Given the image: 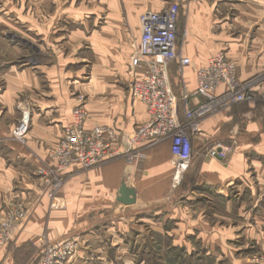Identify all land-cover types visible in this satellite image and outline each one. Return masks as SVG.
<instances>
[{
  "label": "crops",
  "instance_id": "obj_1",
  "mask_svg": "<svg viewBox=\"0 0 264 264\" xmlns=\"http://www.w3.org/2000/svg\"><path fill=\"white\" fill-rule=\"evenodd\" d=\"M91 1L0 0V219L14 203L27 210L11 242L26 258L21 264L36 260L37 255L27 257L25 247L38 245L42 235L51 242L77 240L68 264H127L125 230L133 229L141 210L170 193L169 141L140 149L130 163L117 156L90 170L71 165L62 173L64 184L50 188L52 200L42 187L44 177L37 175L40 168L45 176V169L57 167L53 153L78 106L86 113V129L107 126L130 135L147 120L145 107L129 91V60L139 40L140 14L160 11L169 2L101 0L107 8L109 2L132 4L108 10L97 31L87 23L92 7L83 5ZM188 10L182 54L189 65L181 73L176 64L169 69L182 96L195 89L196 70L217 53L234 64L239 81L264 75V0H213L209 7L202 0ZM199 101L189 99L188 106ZM255 104L238 103L203 119L191 138V166L198 165L196 184L212 195L226 199L228 190L237 188L251 196L238 206L245 229L234 240L264 247V107ZM23 108L30 125L21 145L11 130ZM219 144L229 146L226 158L206 155ZM122 185L135 193L130 205L117 200ZM13 254L0 248V264H18Z\"/></svg>",
  "mask_w": 264,
  "mask_h": 264
},
{
  "label": "built area",
  "instance_id": "obj_2",
  "mask_svg": "<svg viewBox=\"0 0 264 264\" xmlns=\"http://www.w3.org/2000/svg\"><path fill=\"white\" fill-rule=\"evenodd\" d=\"M176 23L177 6L173 4L160 11L145 10L139 16V40L129 60L132 74L129 91L132 99L145 107L147 120L130 135H123L107 126L86 129L84 109L75 108L71 124L63 129L53 153L57 171H65L71 165L90 170L123 153L135 158L140 149L169 141L173 160L171 187L174 189L189 167L191 138L199 132L203 119L238 103L260 101L264 104V75L239 81L234 64L223 53H217L208 59L205 67L196 70L195 89L182 96L181 120L169 69L171 64H176L177 71L181 73L189 65V60L177 50ZM220 88L224 91L217 95ZM189 99L200 101L190 108ZM29 115L28 109L23 108L20 119L11 130L12 139L21 145L25 144L29 131ZM226 152V148L217 145L207 154L211 158L224 159ZM23 208L22 204L16 205L0 219V245L9 242L11 236L19 231L18 224L24 217ZM36 243L40 254L32 264H68L77 247L75 238L51 242L42 235Z\"/></svg>",
  "mask_w": 264,
  "mask_h": 264
},
{
  "label": "rangeland",
  "instance_id": "obj_3",
  "mask_svg": "<svg viewBox=\"0 0 264 264\" xmlns=\"http://www.w3.org/2000/svg\"><path fill=\"white\" fill-rule=\"evenodd\" d=\"M164 1L169 2L168 5L173 4L177 6L176 46L178 52L183 56L182 45L187 34L185 26L186 16H188L189 11L188 9L191 8V6L198 7L202 0ZM85 3L87 4V7H92V10L88 9V11H86L87 13H92V15L87 18V23L89 22L88 26H92V29L97 31H100V27L105 25L108 10H112L113 8H123V6L121 7L123 4H132L131 2H122L120 3V7H114L112 3L109 2L107 8V4L101 0L84 2L83 5ZM207 4L208 7L211 6L213 0H207ZM134 50L132 54L134 53ZM170 83L172 84V90L178 99V103L181 104L182 90L179 87L178 82L172 80ZM256 104L264 107V104L258 101ZM182 112L183 111L180 108V114ZM21 115L22 111L20 113V116ZM180 119L182 120V115ZM223 148L227 149V155L230 151L229 146H223ZM207 152L206 155L208 156ZM119 157H122L129 163L131 161H136L133 157H129L125 153ZM54 161L56 162L55 159ZM197 169L198 165L192 167L190 162L181 183L174 189L171 187L170 178V193L162 203L151 206L149 209L141 210L136 215V221H134L131 227L135 230L128 227V230H125L124 240L122 241V244L126 249L125 263L264 264V247H261L259 245L260 243L255 241L244 243L242 239L234 240L235 236L245 229L242 225L244 222L242 219L245 217L243 214L244 211L241 213V211L238 210V206L244 200V202L247 203L251 201V196H249L245 190L232 188L228 190L226 196V199L228 201L231 200L232 204H227L225 197L215 196L214 192L212 195L211 192L205 191L208 189H204L196 184ZM41 170L42 168L37 171V175L39 174L38 177L40 178L44 177L42 179V187L46 190L45 193L47 196L51 191L50 188L59 184L63 185L67 178L66 175L62 174L64 171H57L56 166L50 169H45V176H40ZM54 197V195H50L48 198L52 200ZM19 204L21 203H14L8 209H13ZM247 205H244L243 207L249 209V206ZM255 210H257L256 213L259 214V210L257 208ZM23 214L24 217H22V222L18 224V229L22 227V223L27 218L28 214L25 208H23ZM248 219L251 220L252 218L249 217ZM234 226L236 227L232 228ZM14 235L11 236L9 242L0 245V248L3 251H14L13 255L15 262L21 264L26 258L24 254L19 253L11 243ZM138 235L140 237H138ZM229 237H233V240H230ZM31 245L33 247H31ZM31 245L28 244L25 247L27 252L26 255L27 257L37 255V260L40 254L39 246L34 242H31ZM177 248L181 251V253H178L180 258H168L166 256V253H168L170 249ZM35 261H33V263ZM117 264H122V261H118Z\"/></svg>",
  "mask_w": 264,
  "mask_h": 264
},
{
  "label": "water",
  "instance_id": "obj_4",
  "mask_svg": "<svg viewBox=\"0 0 264 264\" xmlns=\"http://www.w3.org/2000/svg\"><path fill=\"white\" fill-rule=\"evenodd\" d=\"M117 200L125 205H130L134 202L135 193L133 190L128 189L126 186H121Z\"/></svg>",
  "mask_w": 264,
  "mask_h": 264
},
{
  "label": "trees",
  "instance_id": "obj_5",
  "mask_svg": "<svg viewBox=\"0 0 264 264\" xmlns=\"http://www.w3.org/2000/svg\"><path fill=\"white\" fill-rule=\"evenodd\" d=\"M169 253V254H168ZM166 253V256L168 258H180V256L178 255V253H181V251H179V248L177 249H170L169 252ZM179 260V259H178ZM189 264V263H188Z\"/></svg>",
  "mask_w": 264,
  "mask_h": 264
},
{
  "label": "bare ground",
  "instance_id": "obj_6",
  "mask_svg": "<svg viewBox=\"0 0 264 264\" xmlns=\"http://www.w3.org/2000/svg\"><path fill=\"white\" fill-rule=\"evenodd\" d=\"M57 190V189H56Z\"/></svg>",
  "mask_w": 264,
  "mask_h": 264
}]
</instances>
